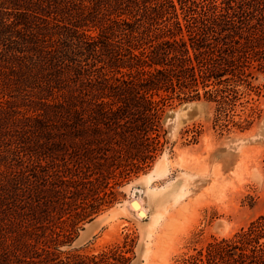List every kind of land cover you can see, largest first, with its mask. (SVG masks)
I'll return each mask as SVG.
<instances>
[{
    "label": "trees",
    "instance_id": "obj_1",
    "mask_svg": "<svg viewBox=\"0 0 264 264\" xmlns=\"http://www.w3.org/2000/svg\"><path fill=\"white\" fill-rule=\"evenodd\" d=\"M264 0H0V264H131L64 251L163 152V116L229 115L264 71ZM180 264H264V211Z\"/></svg>",
    "mask_w": 264,
    "mask_h": 264
},
{
    "label": "rangeland",
    "instance_id": "obj_2",
    "mask_svg": "<svg viewBox=\"0 0 264 264\" xmlns=\"http://www.w3.org/2000/svg\"><path fill=\"white\" fill-rule=\"evenodd\" d=\"M249 80L254 87H239L226 118L218 119L217 104L205 98L168 108L162 121L165 145L154 165L115 185L113 204L93 219L103 216L99 225L78 243L93 220L81 224L74 243L61 249L99 253L119 244L130 249L131 264H180L262 214L264 71ZM156 166L161 167L154 178L143 177ZM177 186L181 195L174 197ZM157 195L165 196L159 203L166 212L153 225ZM137 199L146 211L134 209Z\"/></svg>",
    "mask_w": 264,
    "mask_h": 264
},
{
    "label": "bare ground",
    "instance_id": "obj_3",
    "mask_svg": "<svg viewBox=\"0 0 264 264\" xmlns=\"http://www.w3.org/2000/svg\"><path fill=\"white\" fill-rule=\"evenodd\" d=\"M160 167L161 166H156V168L153 170V171H151L149 174H147V175H145V176H143V177H146V179L149 181L150 179H152V178H154V174L155 173H159L160 172ZM181 188H179L178 186H177V188H176V190H175V192L173 193L174 195V197H177V196H179V195H181L180 193H181ZM164 197L165 196H161V197H159L158 195L157 196H155V198H154V201H155V203H156V205H157V208L156 209H158V212L156 213H154L153 214V216H152V219H151V223L154 225V224H157L158 222H159V220L162 218V217H164L165 216V212H166V209L164 208V206L162 205V204H160L159 202L162 200V199H164ZM130 205H131V203H130ZM132 205H133V207H134V209L135 210H137L138 212H141V211H146V207H145V204H144V202L142 201V200H140V199H137V200H134L133 202H132ZM163 206V208H161ZM134 210V211H135ZM111 213V212H110ZM114 214V213H113ZM140 216V215H139ZM103 216H101L100 218H102ZM99 218V220L98 219H95V220H93L92 222H90V223H88V227L83 231V233H82V235L78 238V240H77V242L79 243L80 241H82V240H84V239H86L89 235H90V233L93 231V229L95 228V227H97L98 225H99V223H100V221H101V219ZM152 227V226H151Z\"/></svg>",
    "mask_w": 264,
    "mask_h": 264
}]
</instances>
